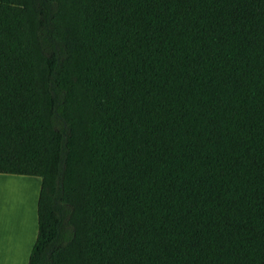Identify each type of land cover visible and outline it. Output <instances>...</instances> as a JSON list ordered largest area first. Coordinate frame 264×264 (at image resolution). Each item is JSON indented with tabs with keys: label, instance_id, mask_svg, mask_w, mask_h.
I'll return each instance as SVG.
<instances>
[{
	"label": "trees",
	"instance_id": "16d2710c",
	"mask_svg": "<svg viewBox=\"0 0 264 264\" xmlns=\"http://www.w3.org/2000/svg\"><path fill=\"white\" fill-rule=\"evenodd\" d=\"M0 174L28 264H264V0H0Z\"/></svg>",
	"mask_w": 264,
	"mask_h": 264
},
{
	"label": "crops",
	"instance_id": "0c3cea01",
	"mask_svg": "<svg viewBox=\"0 0 264 264\" xmlns=\"http://www.w3.org/2000/svg\"><path fill=\"white\" fill-rule=\"evenodd\" d=\"M40 187L38 177L0 174V264H28Z\"/></svg>",
	"mask_w": 264,
	"mask_h": 264
}]
</instances>
